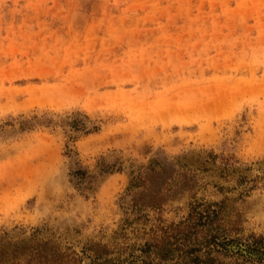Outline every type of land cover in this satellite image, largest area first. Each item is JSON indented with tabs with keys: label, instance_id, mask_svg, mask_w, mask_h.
Wrapping results in <instances>:
<instances>
[{
	"label": "rangeland",
	"instance_id": "374dc122",
	"mask_svg": "<svg viewBox=\"0 0 264 264\" xmlns=\"http://www.w3.org/2000/svg\"><path fill=\"white\" fill-rule=\"evenodd\" d=\"M221 203L264 264V0H0V264H144Z\"/></svg>",
	"mask_w": 264,
	"mask_h": 264
},
{
	"label": "trees",
	"instance_id": "16d2710c",
	"mask_svg": "<svg viewBox=\"0 0 264 264\" xmlns=\"http://www.w3.org/2000/svg\"><path fill=\"white\" fill-rule=\"evenodd\" d=\"M148 205L157 207L160 203L150 202ZM199 206L191 205L185 220L178 223L142 221L145 226L150 224L149 238L139 249L145 257L144 264H227L216 255L220 252L213 247L217 239L224 237L220 217L223 203L211 212L207 211L209 206L206 211H198ZM254 242L264 247V236H257Z\"/></svg>",
	"mask_w": 264,
	"mask_h": 264
},
{
	"label": "water",
	"instance_id": "95a60500",
	"mask_svg": "<svg viewBox=\"0 0 264 264\" xmlns=\"http://www.w3.org/2000/svg\"><path fill=\"white\" fill-rule=\"evenodd\" d=\"M219 244H220L219 246L222 245L221 242H220ZM223 245H224V244H223ZM228 249H229V248H228ZM231 249L234 250V251H239V252H241V253L244 255L245 258L254 259V258H257L258 256L261 255V254H256V253H253V254H247V252L244 251V249H247V248H246L245 246H241V245H238V246H235V247H231L230 250H231ZM119 259H121V260H119ZM124 259H125V258H119V257L110 258V260H111L112 262H118V263H121V264H131V263L129 262V260L124 261Z\"/></svg>",
	"mask_w": 264,
	"mask_h": 264
}]
</instances>
